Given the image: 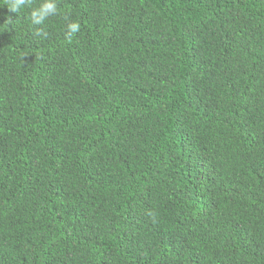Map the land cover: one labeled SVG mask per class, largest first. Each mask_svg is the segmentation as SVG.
Returning a JSON list of instances; mask_svg holds the SVG:
<instances>
[{
  "label": "trees",
  "instance_id": "16d2710c",
  "mask_svg": "<svg viewBox=\"0 0 264 264\" xmlns=\"http://www.w3.org/2000/svg\"><path fill=\"white\" fill-rule=\"evenodd\" d=\"M58 7L0 2V264H264V0Z\"/></svg>",
  "mask_w": 264,
  "mask_h": 264
},
{
  "label": "clouds",
  "instance_id": "9594fccd",
  "mask_svg": "<svg viewBox=\"0 0 264 264\" xmlns=\"http://www.w3.org/2000/svg\"><path fill=\"white\" fill-rule=\"evenodd\" d=\"M11 13L17 15L27 10V18L36 27L34 36L47 38L46 22L51 18L61 15L58 0H0ZM66 21L64 39L71 42L75 35L80 32L81 24L64 16Z\"/></svg>",
  "mask_w": 264,
  "mask_h": 264
}]
</instances>
